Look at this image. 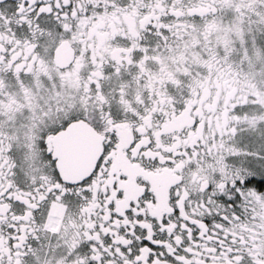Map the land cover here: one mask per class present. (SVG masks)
Here are the masks:
<instances>
[{
    "label": "snow or ice",
    "instance_id": "1",
    "mask_svg": "<svg viewBox=\"0 0 264 264\" xmlns=\"http://www.w3.org/2000/svg\"><path fill=\"white\" fill-rule=\"evenodd\" d=\"M0 264H264V0H0Z\"/></svg>",
    "mask_w": 264,
    "mask_h": 264
}]
</instances>
